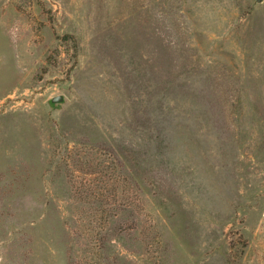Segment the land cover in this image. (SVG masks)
<instances>
[{
    "label": "rangeland",
    "instance_id": "obj_1",
    "mask_svg": "<svg viewBox=\"0 0 264 264\" xmlns=\"http://www.w3.org/2000/svg\"><path fill=\"white\" fill-rule=\"evenodd\" d=\"M0 264H264V0H0Z\"/></svg>",
    "mask_w": 264,
    "mask_h": 264
},
{
    "label": "water",
    "instance_id": "obj_2",
    "mask_svg": "<svg viewBox=\"0 0 264 264\" xmlns=\"http://www.w3.org/2000/svg\"><path fill=\"white\" fill-rule=\"evenodd\" d=\"M58 99H60V98H56V100H58Z\"/></svg>",
    "mask_w": 264,
    "mask_h": 264
}]
</instances>
